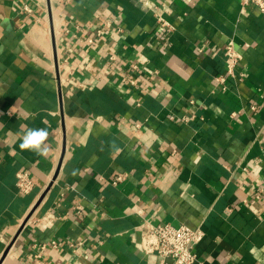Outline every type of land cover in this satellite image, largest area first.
Instances as JSON below:
<instances>
[{"label": "crops", "instance_id": "obj_1", "mask_svg": "<svg viewBox=\"0 0 264 264\" xmlns=\"http://www.w3.org/2000/svg\"><path fill=\"white\" fill-rule=\"evenodd\" d=\"M38 128L46 156L20 148ZM147 222L202 229L205 264H264V14L0 0V264H174L143 251Z\"/></svg>", "mask_w": 264, "mask_h": 264}, {"label": "built area", "instance_id": "obj_2", "mask_svg": "<svg viewBox=\"0 0 264 264\" xmlns=\"http://www.w3.org/2000/svg\"><path fill=\"white\" fill-rule=\"evenodd\" d=\"M244 2L256 6L264 14V0H244ZM159 21L163 25L169 26L164 19L159 18ZM97 33L100 34L101 31H97ZM92 42L93 39L90 40V43ZM226 55L228 57L227 71L229 75H233L239 61L238 54L233 46H228ZM123 180L124 176L118 175L115 183H120ZM16 185L19 192L24 195L30 194L35 187V183L29 173L22 171L17 173ZM81 211L82 208L79 207L78 212ZM143 229L144 235L141 247L146 254H155L159 256L162 262L171 258L174 264H205L194 253L195 246L204 237L202 229H192L185 225H154L150 222L145 223Z\"/></svg>", "mask_w": 264, "mask_h": 264}, {"label": "clouds", "instance_id": "obj_3", "mask_svg": "<svg viewBox=\"0 0 264 264\" xmlns=\"http://www.w3.org/2000/svg\"><path fill=\"white\" fill-rule=\"evenodd\" d=\"M49 136L46 128L29 129L23 136L20 148L22 150H31L38 155L46 156L48 148L45 146V141Z\"/></svg>", "mask_w": 264, "mask_h": 264}, {"label": "water", "instance_id": "obj_4", "mask_svg": "<svg viewBox=\"0 0 264 264\" xmlns=\"http://www.w3.org/2000/svg\"><path fill=\"white\" fill-rule=\"evenodd\" d=\"M7 252H8V251H6V253L3 255V258H2V260H3V259L6 257V255H7Z\"/></svg>", "mask_w": 264, "mask_h": 264}]
</instances>
